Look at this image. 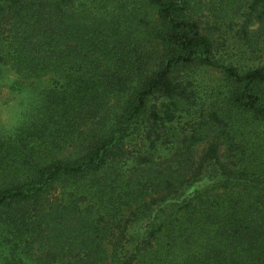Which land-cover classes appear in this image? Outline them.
I'll list each match as a JSON object with an SVG mask.
<instances>
[{"label": "trees", "instance_id": "obj_1", "mask_svg": "<svg viewBox=\"0 0 264 264\" xmlns=\"http://www.w3.org/2000/svg\"><path fill=\"white\" fill-rule=\"evenodd\" d=\"M244 53L264 0H0V82L41 91L0 129V264H264Z\"/></svg>", "mask_w": 264, "mask_h": 264}, {"label": "rangeland", "instance_id": "obj_2", "mask_svg": "<svg viewBox=\"0 0 264 264\" xmlns=\"http://www.w3.org/2000/svg\"><path fill=\"white\" fill-rule=\"evenodd\" d=\"M223 55L224 57L232 56L226 51ZM243 59H239L241 62H254L258 61L264 62V54H248L244 53L242 55ZM217 75V73L214 71ZM15 77L13 72H10L6 79L0 82V129L4 131H12L13 128L18 126V123L27 115V100L32 99L31 102L34 104L40 99V89L37 91H32L28 94L23 92L10 91L8 89V81ZM44 79V78H41ZM45 82V81H41Z\"/></svg>", "mask_w": 264, "mask_h": 264}]
</instances>
